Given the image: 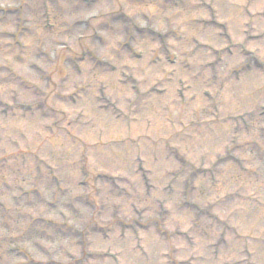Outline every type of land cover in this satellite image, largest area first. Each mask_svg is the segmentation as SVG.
Wrapping results in <instances>:
<instances>
[{"label":"rangeland","instance_id":"obj_1","mask_svg":"<svg viewBox=\"0 0 264 264\" xmlns=\"http://www.w3.org/2000/svg\"><path fill=\"white\" fill-rule=\"evenodd\" d=\"M118 4L131 5L140 19ZM261 5L264 0H0V264H57L53 244L84 248L83 261L69 253L75 264H114L110 256L115 264H264ZM44 15L52 29L42 27ZM100 90L109 99L105 108ZM93 101L103 111L94 112ZM104 112L110 119L97 135ZM64 133L122 164L126 154L138 155L123 174L76 167L66 159ZM139 158L154 187L148 196L133 171ZM178 160L193 162L195 170L185 199L179 171L185 164ZM198 167L211 169L216 183L197 175ZM236 189L249 201H230ZM123 192L139 200L121 222H156L175 232L169 247L161 249L150 226L121 230L120 221L100 216L81 223L85 205L100 207L101 194L126 199ZM184 200L202 212L210 206L214 221L206 222L218 230L205 236L204 219L191 205L180 207ZM200 240L218 244L211 250L216 259Z\"/></svg>","mask_w":264,"mask_h":264},{"label":"clouds","instance_id":"obj_2","mask_svg":"<svg viewBox=\"0 0 264 264\" xmlns=\"http://www.w3.org/2000/svg\"><path fill=\"white\" fill-rule=\"evenodd\" d=\"M128 7L129 10L132 11V16L134 21L139 20L140 16L139 13L135 8H133L131 5H123L118 4L117 7ZM253 8L256 7V5L252 6ZM240 8H243V5H240ZM260 8L264 10V5H261ZM157 16L160 15L159 11L156 13ZM143 23H146V21H142ZM131 99V98H130ZM115 103V101H114ZM92 110L96 113H100L103 111L100 109L98 105H95L94 101L92 102ZM114 112V108L112 109ZM116 115H119L116 113ZM55 115H53V119H55ZM107 119H110L109 113L104 112V116L99 124H97L96 129L94 131L98 135L101 130V125L105 123ZM4 140L5 145L7 144L9 135H10V129L12 127V123L5 122L4 125ZM63 150L67 151L69 153V156L66 158L67 160H70L72 164L76 167L80 168H89L92 170L101 169V168H107L109 171H119L121 174H123L124 171V165H127L129 167L132 166L135 160V156L138 155L137 152L126 154L123 158V164L121 163V160L112 158L110 154L108 153H101L97 150H94L88 146L87 143H81L79 140H74L71 136L67 135V133L63 134ZM188 149L195 154V149L192 146L191 143L187 145ZM139 200V197L135 192H132L129 197L126 199L121 200H115L110 197H108L105 194H101L100 196V207L93 208L91 205H85V211L86 216L81 221V223H89L94 222L97 216L104 217V218H111L116 221H121L124 219L125 210L129 208L130 205H135ZM70 223H73L70 221ZM116 238V233L113 232L112 239ZM107 246H111V240L106 244ZM51 253L53 254L51 258L55 259L57 261V264H75V260L73 259V255H75L76 259H79L83 261L84 256L83 253L85 251L84 248H81L79 251H73L71 245L67 247H61L59 244H53L50 245ZM123 252L124 250L121 249ZM129 252H131V249H128ZM72 252L73 255H70L69 253Z\"/></svg>","mask_w":264,"mask_h":264}]
</instances>
